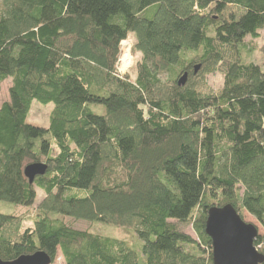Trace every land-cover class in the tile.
I'll return each instance as SVG.
<instances>
[{"label":"trees","instance_id":"16d2710c","mask_svg":"<svg viewBox=\"0 0 264 264\" xmlns=\"http://www.w3.org/2000/svg\"><path fill=\"white\" fill-rule=\"evenodd\" d=\"M263 30L264 0H0V203L33 208L0 211V260L214 264L208 211L226 205L264 231ZM34 102L54 105L48 128L28 121Z\"/></svg>","mask_w":264,"mask_h":264},{"label":"water","instance_id":"95a60500","mask_svg":"<svg viewBox=\"0 0 264 264\" xmlns=\"http://www.w3.org/2000/svg\"><path fill=\"white\" fill-rule=\"evenodd\" d=\"M199 66L195 68L198 72ZM188 74H184L179 85H185ZM264 135V130H263ZM47 166L37 163L25 168V177L33 183L35 178L46 173ZM258 226L247 223L232 205L212 207L208 211L206 234L212 241L214 264H263L264 256L255 248L259 236ZM0 264H52L51 258L44 252L23 256L13 262Z\"/></svg>","mask_w":264,"mask_h":264},{"label":"rangeland","instance_id":"374dc122","mask_svg":"<svg viewBox=\"0 0 264 264\" xmlns=\"http://www.w3.org/2000/svg\"><path fill=\"white\" fill-rule=\"evenodd\" d=\"M242 12L241 10L235 9V8H227L226 11L224 12V17L226 20L228 21H234L236 19H238L239 16H241ZM260 37L255 41V44L257 45V50L254 51L253 55V61L256 64H261L262 62H264V56L262 54V52H260L262 49H264V30L262 32H260ZM252 40L250 38L246 39V43L249 44ZM129 42H132V40H130ZM133 44V43H132ZM131 47L130 50V64L126 70V73L128 74L129 72L133 73V69L135 66V63L137 62V56L133 53ZM127 49H125L124 51H126ZM209 83L210 85L214 88V89H218L223 85V78L221 75H214L209 77ZM9 101V91H8V85L4 84L1 86V93H0V102L4 103ZM54 109V105L50 104L48 106H41L39 103L34 102L32 105V109L28 118V121L30 123L33 124H37L41 127L44 128H48L49 124H50V115L52 113ZM44 195L42 194V192L38 191V201L37 204L34 207H37V205L42 201ZM30 208L27 207H22V206H14V205H10L7 203H0V211L3 213H12L15 215H27L28 213H31ZM244 220L247 223H251L254 224L256 226L259 227L260 232L259 233H264L263 229L260 227V225L258 224L257 220L255 218H253L252 216H250L249 214L245 213L244 214ZM28 227H32V222H30L29 220H27L24 223V228H28ZM78 228L80 229H84L87 228V225L85 224H78L77 225ZM94 230L100 233H104V234H113V235H117V236H122L124 237L125 233L124 232H119L114 228H107L106 226H102V225H98V226H94ZM185 233L188 234L190 237H192L194 240H197V235L194 232V230L192 229L191 226L185 228ZM53 264H65L64 259L61 255V253H59L57 255V258L55 259V262Z\"/></svg>","mask_w":264,"mask_h":264},{"label":"built area","instance_id":"2783aa9c","mask_svg":"<svg viewBox=\"0 0 264 264\" xmlns=\"http://www.w3.org/2000/svg\"><path fill=\"white\" fill-rule=\"evenodd\" d=\"M130 40H126L124 41L121 46V55L120 58L118 60V64H117V73L121 76H124L126 74V70L130 64V50L131 47H133L132 42H129ZM125 49H127L126 51H124Z\"/></svg>","mask_w":264,"mask_h":264},{"label":"clouds","instance_id":"9594fccd","mask_svg":"<svg viewBox=\"0 0 264 264\" xmlns=\"http://www.w3.org/2000/svg\"><path fill=\"white\" fill-rule=\"evenodd\" d=\"M121 43H123V41H121Z\"/></svg>","mask_w":264,"mask_h":264}]
</instances>
